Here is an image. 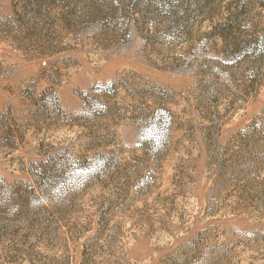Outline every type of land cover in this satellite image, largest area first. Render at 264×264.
I'll list each match as a JSON object with an SVG mask.
<instances>
[{
  "label": "rangeland",
  "instance_id": "1",
  "mask_svg": "<svg viewBox=\"0 0 264 264\" xmlns=\"http://www.w3.org/2000/svg\"><path fill=\"white\" fill-rule=\"evenodd\" d=\"M0 264H264V0H0Z\"/></svg>",
  "mask_w": 264,
  "mask_h": 264
}]
</instances>
